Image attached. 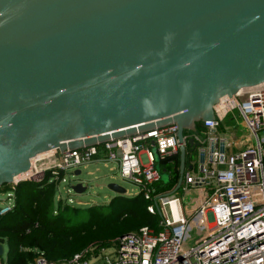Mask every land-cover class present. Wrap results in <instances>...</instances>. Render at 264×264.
Returning <instances> with one entry per match:
<instances>
[{
    "label": "water",
    "instance_id": "95a60500",
    "mask_svg": "<svg viewBox=\"0 0 264 264\" xmlns=\"http://www.w3.org/2000/svg\"><path fill=\"white\" fill-rule=\"evenodd\" d=\"M263 80L264 0H0V185L52 148L172 121L182 141L222 96ZM198 145L179 146L165 194Z\"/></svg>",
    "mask_w": 264,
    "mask_h": 264
},
{
    "label": "built area",
    "instance_id": "2783aa9c",
    "mask_svg": "<svg viewBox=\"0 0 264 264\" xmlns=\"http://www.w3.org/2000/svg\"><path fill=\"white\" fill-rule=\"evenodd\" d=\"M235 109L246 128L238 147L219 130L225 115ZM188 137L199 142L195 154L198 170H183L180 182L185 193L196 189L198 198L185 208L189 215L176 190L165 194L152 185L161 175L157 159L179 152ZM209 141L213 144L210 151ZM199 149L205 150L201 162ZM50 150L51 154L41 159L31 158L24 175L8 182L11 199L0 207V213L12 207L19 178L64 181L67 170L74 172L92 160L107 159L116 160L120 176L136 183L138 191L150 200L147 209L160 214V227L142 225L107 245L89 244L64 258L49 259L37 252L31 264H264V80L242 87L232 96H222L214 104V117L201 119L198 129H186L182 141L172 121L75 148ZM190 152L194 151L187 150L186 154L194 163ZM77 204L83 203L77 200ZM192 217L204 230L186 246L184 233Z\"/></svg>",
    "mask_w": 264,
    "mask_h": 264
},
{
    "label": "trees",
    "instance_id": "16d2710c",
    "mask_svg": "<svg viewBox=\"0 0 264 264\" xmlns=\"http://www.w3.org/2000/svg\"><path fill=\"white\" fill-rule=\"evenodd\" d=\"M156 164L161 175L152 185L156 191H168L178 180L179 152L158 158ZM8 186L3 183L0 190L9 189ZM56 188L57 180L46 178L16 184L12 207L0 213V243L6 244L1 264H31L37 252L49 259L64 258L89 244L107 245L115 237L142 225L160 227V214L148 211L150 200L140 191L132 195L114 194L107 203L85 206L58 200L53 208ZM81 211L85 213L82 217Z\"/></svg>",
    "mask_w": 264,
    "mask_h": 264
},
{
    "label": "rangeland",
    "instance_id": "374dc122",
    "mask_svg": "<svg viewBox=\"0 0 264 264\" xmlns=\"http://www.w3.org/2000/svg\"><path fill=\"white\" fill-rule=\"evenodd\" d=\"M237 110H232L228 112L223 118L222 124L219 130L226 137L232 138L235 141L236 146H241V137L246 134V128L242 124V118L240 115H236ZM195 152H190V155L196 161L191 169L192 173L198 170V163L195 156ZM118 163L116 160H92L88 162L85 166H79L80 172L75 174L72 170H67L64 172L63 177L65 180H58L56 194L60 195V200L64 203H70L71 205L85 206L91 203H107L109 199L116 193L113 189L108 186V183L115 182L125 188V192L132 195L138 191V185L129 179L123 178L118 172ZM188 169V167H187ZM48 177L54 178V175L49 174ZM77 182H83L86 186L85 190L82 192H75L71 185ZM68 189V192H67ZM6 190H0V207H3L6 203L10 202L11 197H8ZM209 192V191H207ZM206 192V193H207ZM176 193L181 197V202L183 210L186 214L190 212L186 211V207L192 203V198L195 194V190L190 188V193H185L182 188V184L176 189ZM55 194L53 199V208L56 207L58 203V197ZM71 198V202L69 201ZM77 200H81L83 204H77ZM82 213V211H81ZM84 211L80 216H84ZM204 230L203 226L195 223V217L189 218L186 225L184 233V244L186 246L192 245L194 243L195 237ZM3 252L0 257L5 258L6 256V244H2Z\"/></svg>",
    "mask_w": 264,
    "mask_h": 264
},
{
    "label": "bare ground",
    "instance_id": "6f19581e",
    "mask_svg": "<svg viewBox=\"0 0 264 264\" xmlns=\"http://www.w3.org/2000/svg\"><path fill=\"white\" fill-rule=\"evenodd\" d=\"M51 151L52 150H47V151H44V152H41V153H39V154H37L36 156H35V158L34 159H41V158H43V157H45L48 153H49V155L51 154ZM34 161V160H33ZM24 175V173H20V174H18L16 177H20V176H23ZM195 223L196 224H198L197 223V219H195ZM203 232V231H202ZM202 232H200L199 234H201ZM198 234V235H199Z\"/></svg>",
    "mask_w": 264,
    "mask_h": 264
},
{
    "label": "crops",
    "instance_id": "0c3cea01",
    "mask_svg": "<svg viewBox=\"0 0 264 264\" xmlns=\"http://www.w3.org/2000/svg\"><path fill=\"white\" fill-rule=\"evenodd\" d=\"M190 157V156H189ZM189 157H188V160H187V162H185V166H184V169L183 170H189V169H191L192 167H193V165H194V163L196 162H194V163H190V161H189ZM197 163H198V161H197ZM187 167H188V169H187ZM195 190V194H194V196H193V198H192V203L194 202V200L196 199V198H198L197 197V194H196V189H194ZM126 193V192H125ZM126 194H128V193H126ZM130 195V194H129ZM191 203V204H192Z\"/></svg>",
    "mask_w": 264,
    "mask_h": 264
},
{
    "label": "flooded vegetation",
    "instance_id": "af4514ba",
    "mask_svg": "<svg viewBox=\"0 0 264 264\" xmlns=\"http://www.w3.org/2000/svg\"><path fill=\"white\" fill-rule=\"evenodd\" d=\"M200 123H201V119L195 122V124H194V128H192V129H198ZM193 151L196 153V152H197V149L195 148Z\"/></svg>",
    "mask_w": 264,
    "mask_h": 264
}]
</instances>
